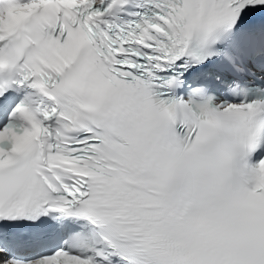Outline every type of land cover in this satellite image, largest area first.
Segmentation results:
<instances>
[{"label":"snow or ice","instance_id":"obj_1","mask_svg":"<svg viewBox=\"0 0 264 264\" xmlns=\"http://www.w3.org/2000/svg\"><path fill=\"white\" fill-rule=\"evenodd\" d=\"M0 264H264V0H0Z\"/></svg>","mask_w":264,"mask_h":264}]
</instances>
